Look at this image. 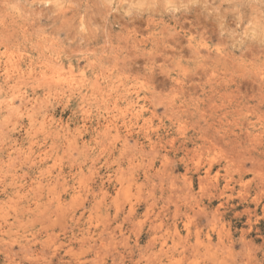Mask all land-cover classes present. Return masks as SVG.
Returning a JSON list of instances; mask_svg holds the SVG:
<instances>
[{"label":"rangeland","instance_id":"1","mask_svg":"<svg viewBox=\"0 0 264 264\" xmlns=\"http://www.w3.org/2000/svg\"><path fill=\"white\" fill-rule=\"evenodd\" d=\"M258 263L264 0H0V264Z\"/></svg>","mask_w":264,"mask_h":264},{"label":"bare ground","instance_id":"2","mask_svg":"<svg viewBox=\"0 0 264 264\" xmlns=\"http://www.w3.org/2000/svg\"><path fill=\"white\" fill-rule=\"evenodd\" d=\"M7 63H8V62H7ZM10 65H11V64H10ZM11 66H12V65H11ZM11 66H10V67H11ZM61 66H62V65H61ZM57 68H58V67H57ZM57 68H56V69H57ZM4 70H5V69H4ZM6 70H7V69H6ZM29 71H30V70H29ZM56 71H57V72H58V71L60 72L59 69H57ZM4 72H5V71H4ZM10 72H11V71H10ZM50 72H51V71H50ZM57 72H56V73H57ZM29 73H30V72H29ZM9 74H10V73H9ZM9 74H7V75H9ZM57 74H59V73H57ZM16 75H17V74H16ZM27 75H28V74H27ZM53 75H55V74L53 73ZM60 75H62V73H61ZM39 76H40V75H39ZM64 76H65V75H64ZM8 77H10V76H8ZM58 77H59V76H57V80L60 79V77H59V78H58ZM65 77H68V76H65ZM69 77H70V76H69ZM16 78H18V77H16ZM76 78H77V77H76ZM51 79L54 80V78H51ZM55 79H56V78H55ZM62 79H64V78H62ZM77 79H78V78H77ZM46 80H47V79H46ZM46 80H44V81H46ZM42 81H43V80H42ZM49 81H50V80H49ZM58 81H59V80H58ZM58 81H55V82H58ZM81 81H82V80H81ZM55 82H54V83H55ZM48 83H50V82H48ZM64 83H65V82H64ZM69 83H70V82H69ZM67 84H68V83H67ZM57 85H58V84H57ZM72 85H73V84H72ZM60 86H61V85H60ZM67 86H68V85H67ZM54 90H55V89H54ZM54 90H52V91H54ZM19 93H20V92H19ZM58 93H59V92H58ZM23 94H24V93H23ZM48 95H49V94H48ZM20 96H21V95H20ZM20 96H16V97H19V98H20ZM80 96H81V95H80ZM28 97H29V96H28ZM9 98H10V97H9ZM25 99H26V98H25ZM11 100H12V99H11ZM23 101H24V100H23ZM25 101L29 102L27 99H26ZM25 101H24V102H25ZM34 101H35V100H34ZM43 101H44V100H43ZM44 102H45V101H44ZM25 103H26V102H25ZM45 103H46V102H45ZM12 104H13V103H12ZM30 104H31V103H30ZM32 104H34L33 101H32ZM23 105H24V104H23ZM12 106H13V105H12ZM9 107H11V106L9 105ZM21 107H23V106H21ZM24 107H25V111H24V112H26L27 108H26V106H24ZM13 108H14V107H13ZM28 108H29V107H28ZM8 109H9V108H8ZM18 109H19V108H18ZM20 109H21V108H20ZM22 109H23V108H22ZM19 112H20V111H19ZM44 116H45V115H44ZM53 118H54V117H53ZM42 123H43V122H42ZM42 123H41V124H42ZM54 124H55V123H54ZM42 125H43V124H42ZM42 129H43V128H42ZM47 132H49V131H47ZM259 144H260V143H259ZM194 149H195V148H194ZM196 149H197V148H196ZM195 151H196V150H195ZM40 152H41V151H40ZM198 155H199V154H198ZM200 155H201V154H200ZM194 156H195V155H194ZM254 159H255V158H254ZM196 160H197V159H196ZM260 160H261V159H260ZM260 160H259V161H260ZM194 161H195V160H194ZM194 163H196V161H195ZM253 163H254V162H253ZM197 164H198V163H197ZM201 164H202V163H201ZM198 165H199V164H198ZM198 165H197V166H198ZM209 167H210V166H209ZM242 169H244V168H242ZM246 170H248V169H246ZM250 170H251V169H250ZM254 171H255V170H254ZM207 173H208V172H207ZM199 180H200V179H199ZM238 180H239V179H238ZM200 183H201V185H202V182H200ZM225 183H226V182H225ZM198 184H199V183H198ZM210 184H211V182H210ZM207 185H208V184H207ZM222 185H223V184H222ZM211 186H212V185H211ZM224 186H225V185H224ZM227 186H228V185H227ZM199 187H201V186H199ZM206 188L208 189L207 186H206ZM190 189H191V188H190ZM222 192H223V191H222ZM212 193H213V192H212ZM216 193H217V192H216ZM223 193H224V192H223ZM223 193H222V194H223ZM209 194H210V193H209ZM222 194H221V195H222ZM229 195H230V194H229ZM194 199H195V197H194ZM220 205H221V203H220ZM130 206H131V205H130ZM221 206H222V205H221ZM198 207H199V206H198ZM201 207H202V206H201ZM219 207H220V206H219ZM129 209H130V208H129ZM131 210H132V209H131ZM217 210H218V209H216L215 211H217ZM132 211H133V210H132ZM132 211H131V212H132ZM199 211H200V208H199ZM218 211H219V210H218ZM129 213H130V211H129ZM200 213H201V211H200ZM212 214H213V215H210L211 218L214 216L215 213H212ZM172 217H173V216H172ZM216 217H218V216L216 215ZM205 218H206V216H205ZM208 219H209V218H208ZM212 220H213V222H214V221L216 220V218H215V220H214V219H212ZM173 222H174V221H173ZM212 224H213V223H212ZM211 226H212V225H211ZM258 264H259V263H258Z\"/></svg>","mask_w":264,"mask_h":264}]
</instances>
